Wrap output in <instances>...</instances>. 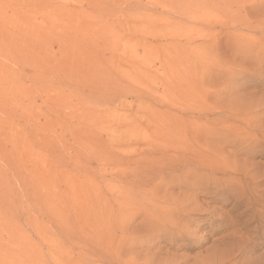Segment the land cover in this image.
Masks as SVG:
<instances>
[{
    "label": "rangeland",
    "instance_id": "rangeland-1",
    "mask_svg": "<svg viewBox=\"0 0 264 264\" xmlns=\"http://www.w3.org/2000/svg\"><path fill=\"white\" fill-rule=\"evenodd\" d=\"M0 264H264V0H0Z\"/></svg>",
    "mask_w": 264,
    "mask_h": 264
},
{
    "label": "bare ground",
    "instance_id": "bare-ground-1",
    "mask_svg": "<svg viewBox=\"0 0 264 264\" xmlns=\"http://www.w3.org/2000/svg\"><path fill=\"white\" fill-rule=\"evenodd\" d=\"M261 139V138H260ZM198 141H195L194 143H197ZM261 143V142H260ZM179 145V147H181V148H187L188 147V143L187 142H185V141H183V142H179L178 143ZM260 145V144H259ZM192 154L195 156V157H197L199 154H198V152L197 151H194V152H192Z\"/></svg>",
    "mask_w": 264,
    "mask_h": 264
}]
</instances>
